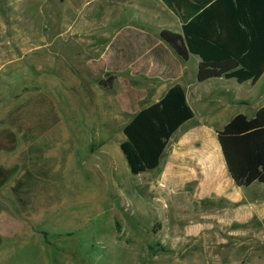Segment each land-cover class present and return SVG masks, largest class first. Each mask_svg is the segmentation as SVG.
<instances>
[{
  "label": "rangeland",
  "instance_id": "1",
  "mask_svg": "<svg viewBox=\"0 0 264 264\" xmlns=\"http://www.w3.org/2000/svg\"><path fill=\"white\" fill-rule=\"evenodd\" d=\"M48 6L0 0V264H264V221L226 225L233 204L193 193L197 182L169 195L160 170L131 174L120 149L126 115L109 112L120 108L104 105L106 93L81 99L85 74L35 48L53 35L40 14ZM235 65L205 69L213 78ZM262 133L224 138L229 164L234 151L254 170Z\"/></svg>",
  "mask_w": 264,
  "mask_h": 264
},
{
  "label": "crops",
  "instance_id": "2",
  "mask_svg": "<svg viewBox=\"0 0 264 264\" xmlns=\"http://www.w3.org/2000/svg\"><path fill=\"white\" fill-rule=\"evenodd\" d=\"M186 1L191 10V3L197 0ZM48 3V13L44 10L40 14L46 22L52 19L53 35L46 43L39 41L35 48L46 47L51 55L62 57L74 73L85 74L79 77L80 98L89 100L86 91L106 93L109 101L104 105L119 106L109 112L125 114L124 127L142 109L158 103L173 86L184 88L194 117L169 140L159 167L147 171L160 170V192L172 195L187 190L189 182H197L193 193L222 197L233 204L224 210L226 225L254 218L264 221V155L261 154L263 159L257 158V170L243 169L237 180L220 138L222 135L233 144L237 138L240 142L251 133L263 132L264 143V123L252 121L264 115V73L255 82L227 79L224 74L240 66L231 60L236 62L235 68L223 70L218 77L202 79L205 66L215 63H204L189 51L181 17L185 8L174 11L164 0ZM70 81L76 82V78ZM82 81L89 84L84 86ZM217 82H223L224 87ZM82 104L103 105L100 101ZM240 117L243 126L239 125V136H233L236 134L228 133V127ZM230 155L235 162L236 152Z\"/></svg>",
  "mask_w": 264,
  "mask_h": 264
},
{
  "label": "trees",
  "instance_id": "3",
  "mask_svg": "<svg viewBox=\"0 0 264 264\" xmlns=\"http://www.w3.org/2000/svg\"><path fill=\"white\" fill-rule=\"evenodd\" d=\"M164 1L174 11L185 8L181 17L187 47L204 63L236 61L239 68L226 72L224 76L240 83L249 80L255 82L263 75L264 0H197L196 4L191 3V10L186 0ZM208 76H212V73H205L201 78ZM193 117L194 112L181 85L173 86L158 103L138 112L124 127L125 140L120 144L131 174L139 175L157 169L169 140ZM240 119L242 117L228 127V133L239 136L237 122L240 123ZM242 126L241 123L240 128ZM220 138L223 141L222 135ZM257 158L250 157L255 165L254 170L259 164ZM236 160L230 166L233 176L238 180V173L243 172V169ZM254 170L246 169V172Z\"/></svg>",
  "mask_w": 264,
  "mask_h": 264
}]
</instances>
